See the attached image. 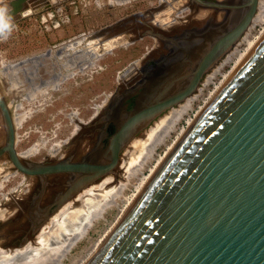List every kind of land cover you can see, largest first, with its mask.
I'll return each mask as SVG.
<instances>
[{"label":"water","instance_id":"water-1","mask_svg":"<svg viewBox=\"0 0 264 264\" xmlns=\"http://www.w3.org/2000/svg\"><path fill=\"white\" fill-rule=\"evenodd\" d=\"M194 1L213 15L174 36L167 35L174 26L156 21L160 4L69 43L74 50L96 43L106 54L112 45L128 46L146 36L167 51L156 58L149 52L131 64L93 117L86 123L77 119L73 136L82 127H95L93 144L80 158L34 162L18 152L19 127L0 89L6 130L0 159L7 154L14 171L42 181L30 207L33 236L81 191L118 177L127 149L168 113L194 100L245 44L260 0ZM50 4L10 0L15 24ZM138 25L147 29L122 40ZM135 70L140 74L133 80ZM53 175H66L67 182L42 206ZM29 242L25 238L20 248ZM87 264H264V32L215 87Z\"/></svg>","mask_w":264,"mask_h":264},{"label":"rangeland","instance_id":"rangeland-1","mask_svg":"<svg viewBox=\"0 0 264 264\" xmlns=\"http://www.w3.org/2000/svg\"><path fill=\"white\" fill-rule=\"evenodd\" d=\"M57 1L50 0L49 8L34 12L20 20L11 36L7 40H0V89L8 101L12 102V110L16 115L25 116L17 130V151L24 153L36 147L37 153L32 160H41L54 150H60L63 143L77 129V119L88 122L107 97L114 92L121 73L140 60L154 45L151 38H144L128 46L112 45L110 53H99L102 56L94 59L91 56L78 57L80 54L72 51L66 56L62 54L60 55L62 57L56 56L57 50L80 36L97 31L131 14L156 7L159 2V0H130L127 3H118L115 0H68L59 5L56 4ZM169 17V10L166 9L158 19L167 20ZM261 19L262 21L259 20L248 35L250 42L256 40L255 38L264 30V14ZM246 41L241 45V51L247 48ZM66 48L74 46L68 44ZM47 51H52V56L42 57L41 64L18 65ZM62 52L65 53L66 49ZM237 58L235 55L217 71L214 78L213 76L209 78V82L192 101L190 107L154 149L152 157L143 165L141 171L131 177L125 166L141 164L145 147L141 143L137 148L132 145L127 149L121 160L122 172L118 179L113 178V182L117 183L116 187L121 183L125 185L122 196L115 199L114 206L109 207L97 218L87 234L69 248L56 264H78L81 259H85L99 239L116 223L128 201H131L139 191L142 176H148L160 157L165 156L168 148L181 136L188 123L192 122V118L215 87L227 76ZM30 72L34 75L29 74ZM56 76L61 78L54 80L53 77ZM0 131L4 132L1 115ZM8 173L0 174V202L4 194H9L23 182L22 175L6 178ZM112 186L109 185L106 189L96 188L88 200L101 201L99 196L102 194L110 198V190L114 188ZM79 206L81 203L78 199L71 208ZM52 225L48 224L45 230ZM50 242L51 245L54 244L53 238ZM32 244L35 248L32 247L26 252H21L25 250L26 245L16 249L21 250L19 252L2 250L0 264H27L31 257H41L47 253V247H43L37 240Z\"/></svg>","mask_w":264,"mask_h":264},{"label":"flooded vegetation","instance_id":"flooded-vegetation-1","mask_svg":"<svg viewBox=\"0 0 264 264\" xmlns=\"http://www.w3.org/2000/svg\"><path fill=\"white\" fill-rule=\"evenodd\" d=\"M66 1H68V0H60L59 5H63V3H65ZM160 4H161V9H160L158 17L161 16L162 12L166 9L169 10V16L170 17L167 20H160L157 17L156 21H158L161 25L174 26L170 31L167 32V35H169V36H174L176 34L183 32L184 30L193 28L195 26L202 25V23L204 21L208 20L213 15V12L211 10H206V9L200 8V6H198V4L194 0H159L158 5L156 7H158ZM50 6H51V4H50ZM50 6L45 5L43 9L45 10V9L49 8ZM156 7H151L150 9L156 8ZM146 29H147L146 26L138 25V29L131 31L130 36L126 35L122 39L127 40L130 37H134V36L138 35L140 32H142ZM144 38H150V37L145 36ZM144 38H142L141 40H143ZM151 39L154 41V45H153L152 49L149 50L147 53L153 51L152 52L153 58L159 57L161 54H165L167 52L165 50L163 43L157 42L153 38H151ZM71 42H73V41H71ZM71 42H69V43H71ZM66 45H65V47L63 46L59 50H57L55 55L62 57L64 55L66 56V54L69 51H72L75 54L79 53L80 55L78 57L82 56L85 58L87 56H91V53H99V50L101 49L100 46H98V44H96V43H94V44L90 43L89 44L88 42L87 43L85 42V44H82L80 46L75 47V50H74V48L66 49V52L64 53L62 51L66 48ZM106 46H108V45H106ZM61 54H62V56H60ZM50 56H52L51 53L49 55H47L45 58H48ZM26 60H28V59H26ZM26 60L21 62L22 65H20V66H23L26 64H31V65L36 66L37 64H41L40 61H42V59H40V61H38V62H26ZM140 65L141 64H138V67ZM29 74H31L32 76L34 75L33 72L32 73L30 72ZM139 74H140L139 70H135L133 72V75H132L133 80L136 77H138ZM53 79L54 80L60 79V77H58V78L53 77ZM4 96L6 98L8 108L11 111L12 117L16 120L17 126L19 127L20 122H21V121H18L17 117H19V116H17L16 113L12 110V102L8 101L5 94H4ZM100 108L101 107H99V109ZM0 115L2 118L1 112H0ZM84 123H86V122H84ZM2 124H3V128H4V132L0 131V148L4 147V145L6 144V130H5L3 118H2ZM93 132H95L94 126L82 127L81 129H78L76 135H74V136L72 135V137L68 138L65 141V143H63L60 150H54V152H51V154L49 153V155L45 156L41 160H32L31 159L34 156V154L37 153V149L35 151H32V152H29V150H28V151L24 152L23 155L28 156V158L34 162L45 161L48 163H56L60 159L66 158L70 155H74L75 159H76V157L80 158L85 153V151H87L90 148V146L93 144V137H92ZM148 134H149V132H147L146 135L144 136V137H146V139H141V140H144V141L147 140ZM141 142H143V141H141ZM61 151L63 153H60ZM123 167H124V165H123ZM125 170L127 171V168ZM3 172H9L6 176V178H9L10 176L14 177L17 174H20L23 176L22 177L23 178L22 184H20L18 188L14 189L9 194H4L2 196V200L0 202V252L2 250H5V252L6 251L12 252L16 249H20V245L25 240V238H28V240L30 242L37 240V242L40 243L41 236L44 233V230L46 227L42 228V231L38 234V236L35 237V236H33V231L31 230V223H30L29 219H30L31 204L41 190L42 181L39 177H30V176L28 177V176L21 174L20 172L14 171L11 163L8 160L7 154H5L0 159V174ZM66 182H67V176L66 175L49 176L48 177V186H47L46 192H45V194L42 198V201H41L42 206H46L47 204L51 203L54 200V198L56 197V195L59 193V191H61L65 187ZM109 185H113L114 187H116L115 185H117V183L112 182ZM109 185H107V186H109ZM107 186L103 189H106ZM0 187H1V184H0ZM78 199H79V197L76 198V201H78ZM79 201H80V199H79ZM75 202L69 203L66 206L71 207L73 204H75ZM59 213L57 215H59ZM56 216H54L52 218L50 223L55 219ZM32 247H34L33 244L29 243L26 245L25 249L27 250L28 248H32ZM26 250H24V251H26ZM16 251L19 252L21 250H16Z\"/></svg>","mask_w":264,"mask_h":264},{"label":"bare ground","instance_id":"bare-ground-1","mask_svg":"<svg viewBox=\"0 0 264 264\" xmlns=\"http://www.w3.org/2000/svg\"><path fill=\"white\" fill-rule=\"evenodd\" d=\"M115 1H117L118 3H127L129 0H115ZM263 14H264V0H260V8H259V12L256 18V23H258L259 20L262 21L261 18ZM257 37L259 38V36ZM257 37L255 38L256 40L258 39ZM256 40L250 42L248 40V37L245 39V41L247 42V48L244 51H241L239 49L238 51L235 52V55L238 56L237 60L235 61V64H237L249 52V50H251V48L256 43ZM40 59H43V58L42 57L31 58V59H28L26 62H38L40 61ZM192 101H193L192 99L188 100L187 102L184 103V105H181L179 108L174 109L173 111L168 113V115L160 119L148 131L149 134H148L147 140L144 141V140L139 139V141L141 140L143 142L141 141L139 142L137 140L138 142L135 141L133 143V145L136 148L139 146V144L142 143V146L145 147V153L143 154L144 156L143 161H140L142 162L141 164H138V165L133 164L132 166H125V169L127 168V173L129 177L141 171L143 165L147 162L148 159L152 157L154 149L164 140L165 136L168 135V132L172 130V128L174 127L178 119L190 107ZM24 117H25L24 114H22L21 116L18 117V121H22ZM184 131L185 130H183V132ZM172 146L168 148L167 152L172 148ZM35 150H36V147H33L29 150V152H32ZM163 159H164V156L160 157L157 165L151 170V173L148 176H145V175L142 176V178L140 179L141 188H138L139 191L134 195V198L131 201H128L125 208L121 212L122 214L117 219L116 223H114L111 226V228L105 233V235L99 239V241L96 243L92 251L85 257V259H81L80 263L78 264H87L88 261L94 256V254L99 250L104 240L109 236L110 232L114 230L115 226L118 224L121 218L127 213V211L132 206V204L134 203L138 195L145 188L151 176L154 174V172L156 171V169L158 168V166L160 165ZM113 178L115 180L118 179L115 176L105 177L100 182L93 184L89 186L88 188L84 189L77 196H75L72 200L64 204L54 215L56 216L62 210L59 213V215H57L55 219L51 222V224L53 225L50 226L47 231L45 230L41 236L40 244L43 247L44 246L47 247V253L41 257L40 256L31 257L27 264H56L61 257H64L67 250L71 248L78 240H80L82 237H84L87 234L88 229L94 224L95 220L99 218L100 216H102L103 213L115 203V199H117L120 195L122 196V192H123V189L125 188V185L124 184L122 185L121 183L119 186L114 187L110 190L111 192L110 198H107L105 194H102L101 196H99L101 198V201L88 200V197L91 198L96 188H102V189L105 188L107 185L113 182ZM77 197H79L80 202L82 204L79 208H76L74 210V209H71V207L66 206L69 203L75 202ZM53 217H51L42 228L46 227L50 223ZM54 224H56L57 226H55ZM42 228L40 232L42 231ZM55 237L56 239H54ZM52 238L54 240V244L51 245L50 241L52 240ZM31 249L32 248H28L27 250H31ZM26 251H22V252H26ZM0 253L3 254V252H0Z\"/></svg>","mask_w":264,"mask_h":264},{"label":"clouds","instance_id":"clouds-1","mask_svg":"<svg viewBox=\"0 0 264 264\" xmlns=\"http://www.w3.org/2000/svg\"><path fill=\"white\" fill-rule=\"evenodd\" d=\"M10 0H0V40H7L15 30Z\"/></svg>","mask_w":264,"mask_h":264}]
</instances>
